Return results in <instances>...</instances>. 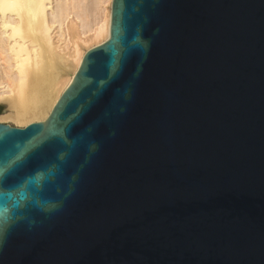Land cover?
Masks as SVG:
<instances>
[{"label":"water","instance_id":"95a60500","mask_svg":"<svg viewBox=\"0 0 264 264\" xmlns=\"http://www.w3.org/2000/svg\"><path fill=\"white\" fill-rule=\"evenodd\" d=\"M15 145L0 264H264V0H112Z\"/></svg>","mask_w":264,"mask_h":264},{"label":"bare ground","instance_id":"6f19581e","mask_svg":"<svg viewBox=\"0 0 264 264\" xmlns=\"http://www.w3.org/2000/svg\"><path fill=\"white\" fill-rule=\"evenodd\" d=\"M112 0H0L3 120L42 122L87 50L109 38Z\"/></svg>","mask_w":264,"mask_h":264},{"label":"snow or ice","instance_id":"6c2138e0","mask_svg":"<svg viewBox=\"0 0 264 264\" xmlns=\"http://www.w3.org/2000/svg\"><path fill=\"white\" fill-rule=\"evenodd\" d=\"M15 149V151L8 150L6 158L4 160H0V174L13 169L16 162L19 161L28 150V146L15 145ZM2 150V146H0V151Z\"/></svg>","mask_w":264,"mask_h":264},{"label":"rangeland","instance_id":"374dc122","mask_svg":"<svg viewBox=\"0 0 264 264\" xmlns=\"http://www.w3.org/2000/svg\"><path fill=\"white\" fill-rule=\"evenodd\" d=\"M0 104L4 105L6 107V111H7V105L5 103H0ZM5 113L6 112L0 114V124L10 125V126H13V127H16V128H24L25 127V126H19V125H17L15 122H13L11 120H3L2 119V117H3L2 115H4Z\"/></svg>","mask_w":264,"mask_h":264}]
</instances>
